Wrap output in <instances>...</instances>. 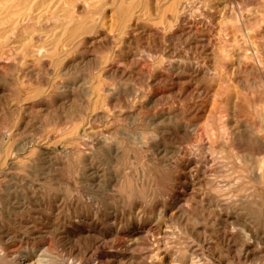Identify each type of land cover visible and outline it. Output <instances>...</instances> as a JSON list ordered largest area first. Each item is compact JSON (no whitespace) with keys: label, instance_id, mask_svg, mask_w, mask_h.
Listing matches in <instances>:
<instances>
[{"label":"rangeland","instance_id":"obj_1","mask_svg":"<svg viewBox=\"0 0 264 264\" xmlns=\"http://www.w3.org/2000/svg\"><path fill=\"white\" fill-rule=\"evenodd\" d=\"M169 3L167 0H0V141L6 145L28 141L34 147L55 150L60 154V163L65 159V163L62 161L56 167L54 177L39 171L43 168L36 159L38 155L30 154V148L22 159V156L9 159L8 164L25 161L26 165L11 170L15 175L20 171L17 174H21L22 184L16 182L15 188L8 190L0 187V232H9L8 237L0 235V264L11 254L6 248L10 241L22 239L23 243L30 244L43 241V238L32 239L20 221L26 220L32 227L41 228L48 215L61 223L63 229L55 234L54 253L70 260L78 252L104 256L115 250L106 237L112 229L113 217H116V227L126 233L132 224L136 225L140 205L146 207L147 213L155 204L164 203L167 215L174 212L170 202L177 203L174 198L180 191L177 176L181 173L175 161L186 160V152L197 150L199 142L192 141V134L178 139L171 135L170 128L187 124L195 132L198 127L221 121L240 131L247 128L255 132L262 143L255 138L247 139L245 168L237 165L235 155L229 150L220 154L218 171L203 174L202 168L200 193H214L211 179L243 186L253 200L237 212L249 221L252 230L236 225L238 243L227 244L211 224L220 220L217 211L206 202L187 203L184 214L189 218L192 214L197 216L195 222L188 221L193 231L184 232L183 222L177 216L169 221L167 217L161 218L158 224H154L156 217L144 216V224L152 223L157 231L166 230L162 244L169 245L160 250L158 260L147 254L151 246L141 245L132 250L136 258L122 262L136 264L146 260L148 264H168L169 257L176 253L196 264H264V178L262 181L253 178L264 164V0H232L225 9L215 5L217 11L213 10L211 20L218 24L221 33L218 29L213 31L217 36L212 32L211 46L172 25L171 12L166 10ZM74 26L79 29L72 30ZM74 31L81 32L76 34L78 38ZM71 36L76 40L73 48L61 50V45L68 44ZM146 66L151 71L148 74ZM195 66L201 70L197 79L190 77ZM112 68L122 72L111 75ZM149 74L163 77L151 86ZM178 109L181 115L175 117L172 114ZM196 109L201 115L196 116ZM160 111L170 112L171 118L161 123L147 120L146 114ZM95 133L119 148L118 155H101L94 165L106 176H118V185L110 183L109 186L116 190L119 184H124L127 188L122 193L108 190L110 187L96 193L92 183L79 180L81 163L77 158L72 162L73 155L66 156V152L75 154L79 144L89 146ZM156 141L167 146L165 155L151 148ZM171 146L179 147V152L169 154ZM2 150L0 159L8 154ZM75 177L76 183H69ZM236 191L224 186L218 189V194L232 199V192L236 194ZM14 196L20 201L14 202L11 199ZM72 197L76 198V204H70ZM92 198H97L95 205L106 215L105 219H97L99 233H105L97 241L98 245L93 240L99 235L93 234L89 226L94 216ZM79 218L83 223L74 222ZM79 224L84 234H90L88 237L78 236L75 226ZM66 230H70L73 243L66 241ZM248 242L254 251L244 254L243 247Z\"/></svg>","mask_w":264,"mask_h":264},{"label":"bare ground","instance_id":"obj_2","mask_svg":"<svg viewBox=\"0 0 264 264\" xmlns=\"http://www.w3.org/2000/svg\"><path fill=\"white\" fill-rule=\"evenodd\" d=\"M167 1H169L170 3L168 5V7L166 6V8H167L166 10L171 12V15L173 17L172 18V20H173V24L172 25L177 27V29H179L181 27L182 28V33H186V34L188 33L190 35H194V37H200L202 40L207 41L208 44H210V46H211L212 35L214 33L213 31L215 29H218L216 31L218 33L219 32L221 33V31H220L221 28L218 27V24L216 22L214 23L211 20V18H213L212 12H213V10H216L215 8L218 7V6H221L222 9H225L227 7V5H229V3L232 0H167ZM215 5H217V6L214 7ZM159 8H161V7H159ZM127 10H129V9H127ZM166 10H164L162 13L164 14V12ZM218 10H220V9H218ZM213 13H215V12H213ZM121 18H122V16H121ZM66 21H68V20H66ZM66 21H64V23ZM69 22H70V20H69ZM82 25H83V23H82ZM68 26H69V24H68ZM83 26L82 27L80 26V29L81 28L84 29ZM75 27L76 26H74V28L72 30H74ZM77 29H79V28H76L75 30H77ZM72 30H70V31L73 33ZM89 30L91 31V29H89ZM179 31H181V30H179ZM68 32H67V35H68ZM83 32H85V30H83ZM87 32H88V30H87ZM78 33H81V32L79 31ZM78 33L76 32V34H78ZM74 34H75V31H74ZM76 34H75V37L77 36V38H78L79 34L78 35H76ZM69 37H70V34H69ZM75 37H72L70 40L68 39V44L67 43L64 44L65 43L64 42L61 45V50L64 51V49L67 48L66 49V51H67L68 48H73V42L76 41V40H74ZM199 39L197 41H199ZM54 41H56V40H54ZM65 41L67 42V40H65ZM62 42L63 41H61V43ZM208 44H206V46H208ZM221 44H223L222 46H224V41L223 40H221ZM56 47H55V49H56ZM53 49L51 51L52 53H53ZM223 49L224 48H222V51H224ZM65 54H66V52H65ZM59 55H58V57H59ZM62 55H64V53ZM54 56H56V55H54ZM2 59L3 58H1V60ZM59 59H61L60 61H61V64H62V58L60 57ZM3 62L5 64V61H3ZM120 63H122V62H120ZM58 65H59V63H58ZM198 65H199V63H198ZM119 66H121V65H119ZM200 66L203 67V65H200ZM3 67H6V66L4 65ZM59 67H60V65H59ZM204 67H205V65H204ZM246 68H248V67H246ZM203 69L204 68H202V70ZM206 69L208 70L207 67H206ZM54 70H55V68H54ZM58 70H59V68H58ZM145 71H146V74L151 72L149 66L145 67ZM208 71L210 72V70H208ZM109 72H110L111 75H116L117 76V73L122 72V71L119 70L118 68H114L113 70H111ZM191 72H192V74H190L191 75L190 77H194L195 76L196 79H197L198 78L197 76L200 74L201 70H200V68L198 69L196 67ZM213 73H214V71H213ZM122 74H124V71H123ZM57 75H58V73H57ZM204 75H206V74H204ZM121 76H123V75H121ZM162 77H163V75L157 76V74H149V84L151 86H154V84L157 83L158 81H160ZM188 81H189V79H188ZM58 87H57V90H59ZM53 89H52V91H53ZM53 93L51 92L49 94H53ZM62 94H64V93H62ZM64 97L65 96H63V98ZM49 108H51V107H49ZM174 113L172 115H174L175 117H178V115H181L180 114L181 112L179 111V109H178V111H176ZM195 113H196V116L201 115L200 114L201 111L199 109H196ZM170 115H171L170 112L160 111L157 114L156 113L146 114V118H147V120L152 121L153 123H159V122L161 123L163 120H169L171 118ZM221 118H223V117H221ZM198 120H199V118H198ZM201 126H203V125H201ZM165 129H166V127H165ZM170 129L172 130L170 132L173 133L171 135H176V137L178 139H182V137L184 135L187 136L188 134H192L193 135V140L192 141L193 142H199V147H198L197 150H195L193 153L186 152V155L188 156V158L186 160H183L182 158H180L179 161H175V164L176 165L178 164V167L181 168V173H179L178 176H177V180L179 181V184H180V191H179L178 195L176 193L177 196L174 198L177 203L172 202V201L170 202V205H172V208H174V212H172V213L167 215L168 212H167L166 205L164 203L163 204H155L153 209L149 210L147 213H146V207H144V205L143 206L140 205L137 208V215H136L137 222H136V225L132 224L131 227H129V229H128V231L126 233L120 227H116V225H115L116 224L115 223V218L116 217H113L114 221H111L112 223L110 224L112 226L111 227L112 229H111L110 232H108L106 234V237L109 238V240H110L109 242H110V244H112L111 247L115 248V250L109 251L104 256L103 255H94V256L89 255L88 256V254H86V253H81L80 252L81 254H79L78 251H77L78 254L77 253L72 254L73 252H75L73 250V252L71 254L74 257H72L73 259H70V260H68V259L65 260L64 257H62L61 255H58V254L54 253V250L56 249V246H57L56 245L57 243L55 244V241H56L55 234L60 229H63L60 226L61 223H58L57 221L54 222V220H51V218L48 215H45V219L47 221H45L46 222L45 226H43L44 225V223H43V225H42L43 227H41V228L32 227L31 225H29V222H27L26 220L25 221H20L21 224H22V227L26 228V229H28L30 231V235L32 236V239L36 240V239H40V238L42 239L43 238V241H42V243H39V244H33V243L30 244L29 242L28 243H23L22 239H20V240L15 239V240L10 241L11 243H9V244L6 243L7 244L6 248L9 249V252L11 254H10V256H8L9 258H3L5 260L3 264H123L122 260L130 259V261H131L132 259L137 257V256L135 257L132 254V250H137L136 248L141 246V245L142 246L143 245L144 246H149V247L151 246L152 249L147 254H151V256H150L151 259L158 260V256L160 254L159 253L160 250L164 247V245H166V246L169 245L167 243H163L162 244V240H163L162 235H166L167 232H166V230H162V231L155 230L152 223L148 222V223L144 224L143 223L144 216L150 215L151 218L152 217H156L157 219H154V224H158V222H159L158 220L161 219V218L164 219V217H167V220L169 221V220H172L174 216H177V218L179 220H181V222H183L182 230L184 232L193 231V227H191V225H190V223L188 221L192 220V221L195 222L197 220V216L192 214V217L189 218L188 216H186L184 214V212H187V211H185L186 207L188 205L187 203H193L194 205H197L199 203L201 204L203 202H206L205 204L208 203L211 208H213V209H215L217 211L219 219H220V220H216V221L214 220V222L211 223L213 225V227L215 228V230L217 232H219V237L223 241H225L227 244L237 245L239 238H238V234L236 232L235 226L236 225H240L241 227H243L244 230L245 229L247 231H251L252 230L251 227H249V221L246 218L242 219L239 216V214L237 212V209L239 207H242L243 205H245L249 201L253 200V197H251L249 193H246V189L243 186H241V185L237 186V183L233 184V182L231 183V181L229 182L228 180H226L224 182V181H216L214 179L210 180V181H212L211 182V184H212L211 186H213L215 188V189H213L214 193L205 194L206 193L205 192V193L201 194L200 193V187H201L202 181H201V178L199 177V172H200V170L202 168H204V171H205V172H203V174L204 173H208L209 174V173H212L213 171L217 170V168H219V163H221V161L219 160V157H221L220 154L222 152L226 151V150L232 151L233 154L235 155L234 160L237 163V165L239 164L240 167H244L245 168L247 166L246 165V158H247L246 153L248 152V150H247L248 147L246 146V141H248L247 139L251 140L252 138H255L260 143H262V141L260 140L259 136L255 132H250V131L247 130V128L244 129V131H240V130H238V128H235L234 126H232V127L228 126V123H224L223 121H221L219 124H216V125H213V126L211 125V126L198 127L197 131H195V132L190 131L189 127L187 126V124H182L177 129L176 128H170ZM52 136H51V138H52ZM93 136H94V138L92 137L93 141L91 140L92 142L89 144V146H86L87 144L86 145L79 144V145H77L75 147L76 148L75 149V154H72L73 152L72 153L66 152V156H68L67 158H69V155H73L72 162H76V158H77L78 162L81 163L80 167L78 168L81 171L80 174H79L80 175L79 176L80 177L79 180L86 181L87 183L88 182L92 183L93 184V188L95 189V192L97 193V191H100L99 189H102V190L105 189L106 190L107 188H109L110 187L109 186L110 183H114L113 186H115V185L117 186L118 182H119V177L118 176H111V175L110 176L109 175L106 176V174L103 173L102 169H99L97 166L94 165L95 164V160H97L98 157H100L101 155L104 156L105 154L106 155L108 154V156H109L111 153H114L115 156H116L119 153V148L113 146L114 144L109 143L108 142L109 140L108 141L105 140L104 137L101 138L99 135L97 136L96 133ZM55 137H56V135H55ZM5 145H6V143H3L2 141H0V151L2 149H4L3 147H5ZM6 146H7L6 147L7 149H5V150H7L8 154L6 155V153H5L4 154L5 157L0 159V167H1L0 168V187H2L3 190H8V189H11V188H15L16 182H19V183L22 184V179L19 176L21 174H17L20 171L16 172V175H15V174L11 173V170L16 168V167H19V166L25 168L24 167V165H26V163L24 164L25 161H22L21 164H20V162L18 164L15 161L13 163H11V164H8V161H9L10 158H16V157L20 158V156H22L21 157V159H22L23 158V154H26L25 152L27 151L28 148H30L28 150V151H30V154L33 153V154H37L38 155V158H36V159H37V161L41 162V164L39 162V166H42V168H43V170H39V171H43V172L45 171V173L48 176L50 175V176L54 177V175H56L55 173L57 172L56 167L58 165L59 166L62 165V161L65 160V159L61 160V163H60V157L58 156L59 153H57L55 150L50 149L48 147H34L33 145L29 144L28 141L25 144H17V145L16 144H7ZM151 148L157 154H163V155H165V153H166V151L168 149L166 145L160 144L157 141L153 142L151 144ZM178 149H179V147L171 146L169 148L168 152H169V154H172V153H175V152L177 153V152H179ZM119 156H121V155H119ZM190 158H192L193 160H191ZM12 160H14V159H12ZM29 160H31V159H29ZM33 161H35V160H33ZM63 163H65V162L63 161ZM34 165L37 166V164H34ZM28 166L29 167H34L31 164L28 165ZM260 170H262V171L261 172L260 171L259 172H255L253 174V178H254L255 181H262V179L264 178V164L261 165V169ZM241 172H242V170H241ZM30 174L32 175V173H30ZM200 175H202V174H200ZM22 176H24V175H22ZM240 176H243V174L240 175ZM60 177H62V176H60ZM89 177H91L92 179H89ZM149 177H150V175H149ZM55 180H56V178H55ZM203 182H204V180H203ZM69 183L75 184L76 183V177L74 178L73 181L71 180V182H69ZM49 184H51V183H49ZM179 184H178V186H179ZM224 186H227V189L232 187V191H233V189L236 188V190H237L236 194H234L232 192V199H230L228 197L225 198V197L220 196L218 194V189H221ZM126 188H127V186H125L124 184H119V186H118V188L116 190L114 189V187H112V185H111V187L108 190L117 191L118 193H122V191H124ZM78 191H80V190H78ZM227 191H229V190H227ZM75 192H76V189H75ZM58 194H57V196H58ZM54 196L56 197V194ZM54 196H53V198H54ZM2 197H5V194ZM11 199H13L14 202H19L20 201L15 196H14V198H11ZM91 201L95 205L96 202H97V198L96 199L92 198ZM255 201L256 202H260L259 199H256ZM73 203L76 204V198L73 199V197H72L70 204H73ZM80 203H81L82 206H84L83 202H80ZM80 203L78 202L79 205H80ZM46 211L50 212L51 209L50 208H46ZM93 215H94L93 218H90V220H89V222H90L89 226L91 227V230H92L93 234H95L97 236L99 235L96 238H94L95 236L93 237L94 238L93 241L95 243H97L99 238L101 236H104V234H105V233L104 234H100L99 233L100 231H99V224L97 223V221H98L97 219H98V217H99V219L100 218H104L105 219L106 215H105V212H103L101 209H99V207H97L96 205L94 206V214ZM214 219H215V217H214ZM74 222H80V224H81V223H83V220L79 218L77 221L75 220ZM71 224H74V223L72 222ZM80 224H79V226L78 225L75 226L77 228L76 230L79 231L78 236L79 237L80 236L88 237L90 234H88V233L84 234V231H82L83 229L80 226ZM69 231L70 230H66V233L68 234V236H67L68 239L66 238V241L70 243V242H72V238H71L72 236L69 234ZM106 231H108V230H106ZM0 235H2V236L4 235L5 237H8L9 232L7 230H3L2 232H0ZM73 238H75V237H73ZM2 239H4V238H2ZM63 241H65V240H63ZM91 242H92V240H91ZM249 243L250 242L247 243L248 245L246 246V248L243 247V249L245 251L244 254H249V251L250 252L254 251V250L250 249ZM0 244H1V239H0ZM97 245H98V243H97ZM99 245H100V243H99ZM231 247H232V245H231ZM70 248H72V247H70ZM85 252H88V251L86 250ZM173 254H175V255L172 256V257H169V263L168 264H196L192 260H186V258H181V257L176 256V253H173ZM70 257H71V255H70ZM145 261L137 262L136 264H148V263H145ZM153 264H161V263H157L156 262V263H153ZM197 264H199V263H197Z\"/></svg>","mask_w":264,"mask_h":264}]
</instances>
